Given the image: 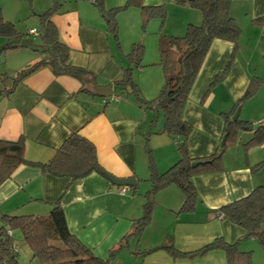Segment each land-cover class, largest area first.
<instances>
[{
	"label": "crops",
	"instance_id": "0c3cea01",
	"mask_svg": "<svg viewBox=\"0 0 264 264\" xmlns=\"http://www.w3.org/2000/svg\"><path fill=\"white\" fill-rule=\"evenodd\" d=\"M57 1L61 6L51 20L60 39L70 48L71 62L92 72L98 86H112L125 63L96 7L83 0ZM103 1L109 10L122 6L126 0ZM144 4H165L167 20L174 17L177 21L165 26L173 35H180L188 23L201 21L197 9L188 5L180 7L172 0H144ZM229 12L240 28L236 49L231 42L213 41L184 106L183 118L192 126L186 144L194 159L219 150L224 136V114L232 117L238 107L242 121L254 123L264 118V0L233 1ZM117 22L118 26L125 24L130 31L127 48L121 44L118 33L125 53L131 44L140 41L139 10L129 8L120 12ZM27 27V41L33 39L32 43L38 45V37L28 32H37L35 21L31 20ZM21 50L22 47L9 51L14 57L6 75L13 76L40 58L39 54ZM227 64L226 76L213 82ZM139 70L143 74L150 69ZM254 79L259 81L255 93L236 105ZM0 83L3 91L0 140L16 141L23 137L26 160L47 163L71 133H78L94 145L103 172L119 179L134 178L137 183L136 188L128 187L120 193V187L100 173L70 180L22 164L0 185V213L43 215L59 200L70 233L101 259H107L113 251L110 264H227L225 253L219 249L202 257L174 258L162 246L192 252L216 238L239 244L246 237L243 229L222 219L218 209L264 185V167L252 170L264 161V143L247 150L243 146L252 138V131L241 132L239 139L227 148L222 156V170L192 177L196 192L192 211L180 210L183 193L170 184L154 195L150 221L135 236L129 233L134 221L142 217L143 191L150 189L146 134L149 133L147 144L158 173L178 159V142L162 131L161 113L140 106L134 96L114 100L80 93L81 83L77 79L56 77L45 67L26 76L9 93L6 92L10 81ZM160 83L161 80L157 82L159 86ZM141 88L144 99L156 96V92H148L142 85ZM112 91L114 94L113 86ZM124 237L125 245L118 249Z\"/></svg>",
	"mask_w": 264,
	"mask_h": 264
},
{
	"label": "trees",
	"instance_id": "16d2710c",
	"mask_svg": "<svg viewBox=\"0 0 264 264\" xmlns=\"http://www.w3.org/2000/svg\"><path fill=\"white\" fill-rule=\"evenodd\" d=\"M172 1L178 5H188L197 9L201 14L200 23H188L182 36L163 35L159 30L156 33L159 57L158 61L153 64L143 60L142 41L131 44L129 52L124 54L128 58V63L121 68L120 75L112 82L113 87H119V90H114V94L119 98L133 95L140 106L160 112L163 118L162 131L178 142V159L164 172L158 173L151 156V149L147 144L149 133L145 136L150 189L144 194L142 217L134 221L129 233L135 236H139L149 223L154 195L158 191L170 184L176 185L184 196L180 210L182 212L192 211L196 198L192 184L194 175L222 170V156L227 148L239 139L241 132L252 131L253 133L252 138L243 145L245 150L264 143V125H256V121L254 123L242 121L238 117L232 120L230 114L223 113L224 135L226 136L223 146L207 157L196 159L190 157L186 142L192 126L183 118L189 92L213 41L231 42L235 50L240 28L229 12L230 4L236 0ZM90 4L96 7L105 23L107 34L120 52L122 49L117 30V16L120 12L129 8L138 9L142 30H145L150 20L159 19L163 24L166 18L165 4L146 6L144 0H126L122 6L109 10L104 7L103 0H95ZM60 6L59 1L53 0L51 6L39 15L37 32L34 30L36 33L32 34L28 31L30 35H36L39 39V44L32 47V50L38 52L40 58L28 67L17 71L13 76L0 75L1 82L10 81L11 83L6 93L11 92L16 84L26 76L45 67L56 77L70 76L77 79L81 83L79 92L95 97L92 93V85L86 80L89 78L95 80L92 72L71 62L70 48L60 39L57 27L51 20L52 16L59 12ZM261 21L257 22L261 23ZM22 38V33L16 29L13 22L3 20L0 16V39L4 40L0 46V52L28 47L30 44ZM154 65L160 67L163 82L159 93L147 100L141 95L132 72L134 68L143 69ZM227 69L228 64L221 73L215 76L213 82L224 78ZM258 85V80H252L236 105L250 98ZM2 92L1 90L0 94ZM23 144V137L16 141L0 140V185L9 179L15 169L22 164L39 167L42 172L53 177H65L70 180L82 179L92 173L101 174L102 168L96 160L94 145L78 133H71L56 150L53 158L45 164L26 160ZM194 163L196 164L193 165ZM262 167H264V161L256 164L252 170H259ZM218 212L222 219L239 226L244 230L246 237L256 240L264 250V185L256 186L247 196L220 207ZM14 230L20 232L23 244L28 248L31 257L39 264H110L114 257L113 251L107 259L95 256L75 235L70 233L59 200L54 203L46 216L0 213V264H19L17 261L19 246L17 245L18 249L15 252L11 249L16 245L12 238ZM125 238L120 241L118 249L125 245ZM162 248L174 258L202 257L211 250L219 249L225 253L227 264H252L249 252L238 250L237 243H227L222 238H216L192 252H180L171 245H164Z\"/></svg>",
	"mask_w": 264,
	"mask_h": 264
},
{
	"label": "rangeland",
	"instance_id": "374dc122",
	"mask_svg": "<svg viewBox=\"0 0 264 264\" xmlns=\"http://www.w3.org/2000/svg\"><path fill=\"white\" fill-rule=\"evenodd\" d=\"M52 3H53V0H0V16L3 20L13 22L16 29L20 33H22V37H23L22 39L25 42H27V40L29 39L28 35L25 34L26 30L28 29L27 24L28 23L30 24L31 20L35 21L36 28H38L39 27L38 24H39V20H40L39 15L42 14L45 9L50 7ZM182 6L183 5H181L180 7H182ZM165 9H166V18H165L163 24L160 23L159 19H157V20L153 19L147 23L145 30H142L141 29L142 22L140 23L141 35H139V38H140V41H142L143 46H144L143 60L146 63L153 64L154 62L158 61V57H159L158 48H157L158 35L156 34L155 36H153V32L157 33L159 30H161L163 35H173L170 31H167L169 29H166L165 26L167 24L169 27V25L172 22H174V21L177 22V21H176V18H174V17H171L167 20V17H168L167 8H165ZM117 28H118L117 29L118 33L120 35L121 44L123 45V47L127 48L126 43L130 42V40H129L130 31L127 29V26L125 24H122V23H120L119 26H117ZM185 30H186V27H185ZM185 30L183 32H181L180 35H173V36H182L185 33ZM143 31H145V32H143ZM174 34H179V33H174ZM143 36L146 39L145 42L143 41ZM154 37H155V40H154ZM27 43H29L30 45H28V47H22V50H21L22 52L27 51L26 52L27 54L29 53L32 55L39 54L38 52H35L32 50V47H36L37 42H35V43L31 42L30 43L28 41ZM1 45H2V40L0 39V46ZM116 50L119 52L120 57L123 59V62L125 63L124 66H126V63H128V58L125 57L127 51L125 53H123V52H120L117 48H116ZM129 50H130V48H129ZM129 50H128V52H129ZM11 57H14V54H11V52H9V51L0 52V75H4V74L8 73V70H9L10 66L12 65ZM6 60H7V62H6ZM139 69L134 68L132 73H133V79H134L135 83L137 84L138 88L141 89L140 92H142V88H141V85H142L144 88L147 89L148 92L154 91V92H156L154 94L157 95L160 91V88H161L162 82H163V76H162L161 69L158 68L156 65L149 66V68L144 67L142 69V71H144L146 69H150V70H148V72H144L143 74H141ZM153 69H155V72L156 71L157 72L154 73ZM159 80H161L160 86L157 84V82ZM0 85H1V83H0ZM157 86H158V89H157ZM114 90L115 91L119 90V87H114ZM141 95H142V93H141ZM101 172H103V171H101ZM148 178H149V176H148ZM143 192H144L143 193V195H144L146 191H143ZM53 205L54 204L51 205L50 209L52 208ZM47 213L43 214V215H41V214H36V215H40V216L45 215L46 216ZM12 238L16 244V249H18V246L23 247V249H21V250L19 249V254L17 255V261L19 264H39L36 260H34L31 257V254L28 251V248L26 247L25 244H23L22 236H21L19 231H17V230L12 231ZM237 246H238V250L244 251V252H249V256L251 258L252 264H264V250H262L261 246L259 245V243L256 240L245 237V238L241 239L239 244L237 243ZM25 251L27 254H25Z\"/></svg>",
	"mask_w": 264,
	"mask_h": 264
},
{
	"label": "water",
	"instance_id": "95a60500",
	"mask_svg": "<svg viewBox=\"0 0 264 264\" xmlns=\"http://www.w3.org/2000/svg\"><path fill=\"white\" fill-rule=\"evenodd\" d=\"M88 83H90L92 85V90H93V95L98 96V97H109L112 95V86L109 85L107 87H100L98 86L95 81L91 78L86 79ZM239 111L237 110L234 115L232 116V120H235L238 117ZM225 138L226 136L224 135L221 141V145L223 146L224 142H225ZM196 163H194L193 165H195ZM102 177H104L106 180H108L111 184L121 187H133L136 188V180L134 178H123V179H119V178H115L112 175L106 173V172H101Z\"/></svg>",
	"mask_w": 264,
	"mask_h": 264
},
{
	"label": "built area",
	"instance_id": "2783aa9c",
	"mask_svg": "<svg viewBox=\"0 0 264 264\" xmlns=\"http://www.w3.org/2000/svg\"><path fill=\"white\" fill-rule=\"evenodd\" d=\"M84 1H86V2H88V3H93L95 0H84ZM29 32L32 33V34H35V33H36L34 30H31V31H29ZM116 99H117V98H116ZM255 124H256V125H264V118H261V119L257 120V121L255 122ZM125 189H126V188L123 187V188H121V189L119 190V192L122 193V192H124ZM11 249H12V252H15V251L17 250V249H16V245H14Z\"/></svg>",
	"mask_w": 264,
	"mask_h": 264
},
{
	"label": "clouds",
	"instance_id": "9594fccd",
	"mask_svg": "<svg viewBox=\"0 0 264 264\" xmlns=\"http://www.w3.org/2000/svg\"><path fill=\"white\" fill-rule=\"evenodd\" d=\"M106 98L117 100L119 97H118L117 95H114L113 92H112V95L109 96V97H106ZM116 98H117V99H116ZM123 187H124V186H121L119 189H121V188H123ZM125 188H126L125 190L128 189V187H125ZM125 190H124V191H125Z\"/></svg>",
	"mask_w": 264,
	"mask_h": 264
}]
</instances>
